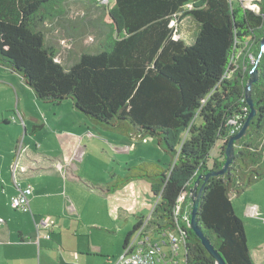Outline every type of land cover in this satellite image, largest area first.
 Wrapping results in <instances>:
<instances>
[{
	"label": "trees",
	"instance_id": "1",
	"mask_svg": "<svg viewBox=\"0 0 264 264\" xmlns=\"http://www.w3.org/2000/svg\"><path fill=\"white\" fill-rule=\"evenodd\" d=\"M66 1L0 0V65L45 104L70 100L93 125L155 139L170 156L167 164L133 165L107 191L149 180L154 199L160 197L151 220L158 227L174 228L179 197L185 192L190 202L196 177L221 168L226 142L249 111L245 83L257 60L259 78L251 86L256 114L234 142L226 172L199 181L196 212L226 264H257L231 196L264 177V0H252L257 9L239 0H88L106 10L108 29L97 51H81L68 68L56 60L57 48L45 45L42 31L66 14ZM184 18L195 24L188 41L181 37ZM216 143L218 154L210 162ZM185 246L189 264H214L191 228Z\"/></svg>",
	"mask_w": 264,
	"mask_h": 264
},
{
	"label": "crops",
	"instance_id": "2",
	"mask_svg": "<svg viewBox=\"0 0 264 264\" xmlns=\"http://www.w3.org/2000/svg\"><path fill=\"white\" fill-rule=\"evenodd\" d=\"M87 39L91 40V37L88 36ZM20 80L22 81L21 78ZM29 98L31 107L22 103L15 109L9 105L8 108L2 109L3 111L0 110V119L7 127L11 123L14 124L9 125L13 128L14 134L11 140L2 147L0 153L2 158L0 159V185L2 186L0 189V218L2 219L0 222V264H30L25 262V259L29 258L27 255H34L36 251L46 246L51 249L49 253L56 250L65 255V261L60 263V260H57L54 264H77V261L80 264H93L92 258L95 257H100L102 264H113L118 255L111 261L112 259L103 250L101 240L97 238L100 233L96 237L92 234L94 230L105 232L110 227L109 220L103 222L105 216L106 218L110 216L111 223L116 222L117 229H120L121 221L119 220L125 219V208L121 207L123 205L114 204L120 196L119 191L110 198L104 186L94 187L87 184L85 180L87 178L81 173V166L89 164V160L85 159L84 153L87 147L83 142L88 139L89 125H96L91 124L71 101L73 109L69 110L68 115L62 108L63 102L58 105V110H50L43 108L34 94ZM77 112L83 117H77ZM14 113L17 114L13 120ZM18 145L23 146L24 152L20 156L21 164L26 172L16 174L15 184L11 165L16 158ZM169 160L166 159L163 163L167 164ZM77 162H81L80 168ZM133 181L127 182L116 190L120 188L125 190L127 185V192H132L135 188ZM28 185L32 188L31 213L14 210L10 206L9 197L17 192V186L23 188ZM98 190L105 193L107 200V212L100 216L95 215V209L98 206L91 204L87 207L83 201L84 193L100 195ZM109 205H111L110 209ZM254 206L256 210L258 205ZM255 210L245 209L244 213L245 215L251 214ZM120 211L123 213L121 218ZM140 216L143 215L136 216V219ZM45 221V227L38 226L40 223L45 224ZM104 227H107L105 231L98 229L103 230ZM54 234L57 235V241L51 238ZM72 242L77 243L76 246H70ZM78 244L82 246H80L81 250L86 252L87 257L79 259L80 255L75 250H70ZM250 253L254 260V255L251 251ZM254 262L259 264L255 260Z\"/></svg>",
	"mask_w": 264,
	"mask_h": 264
},
{
	"label": "rangeland",
	"instance_id": "3",
	"mask_svg": "<svg viewBox=\"0 0 264 264\" xmlns=\"http://www.w3.org/2000/svg\"><path fill=\"white\" fill-rule=\"evenodd\" d=\"M239 1L243 7L257 9V5L253 6L255 3L252 0ZM65 7L66 14L52 23L43 24L42 31L44 33L45 45H54L58 51L56 60L61 62L65 68H68L72 62L77 59L81 51L95 52L98 50L99 47L97 43L104 37L106 34L104 32L108 29V16H103V12H106V10L103 9L102 6L90 4L88 0H67ZM180 24L182 29L181 37L188 41L195 29V24L190 18L182 19ZM88 36L91 37V40L87 39ZM33 94V90L26 86L16 73L0 65V110L8 108L9 105L12 106V109H15V107H20L22 103L31 107L32 104L29 101V96H33ZM39 103L46 109H59L58 106L43 104L41 101ZM62 108L66 113H68L69 110L71 111L73 106L70 100L64 101ZM76 115L77 117H83L78 112ZM9 125L13 126L14 124L11 123ZM9 125L7 127L0 119V153L3 149L2 147L11 140L14 134L13 128ZM89 126L90 131L87 134L88 139H85L83 142L87 147L84 154L85 159L89 160V164L81 166V162H77V166L78 168L81 166V173L87 178L85 179L88 182L87 184H91L94 187L104 186V189H112L113 183L118 177H123L127 174L129 167L139 163L156 162L158 160V162L163 164L166 159L170 158L169 154L158 146L155 139L149 136L141 139L129 138L99 126ZM18 128H20L19 125ZM218 145L219 144L216 143V146L210 151V162L218 154ZM0 159H2L1 154ZM133 182L135 188L132 192H127V185L125 186V190L122 188L116 190L118 188H114L112 191L106 192L111 198L115 196V192L119 191L120 196H118V200H116L114 204L123 205L121 207L125 208V219L119 220L121 221L119 224L120 229H117L116 226L118 225L116 222L113 224L111 223L110 216V219L108 216V218L105 216L103 222L109 220L108 224L110 227H108L106 231L105 228L107 227H104L103 230L98 228L100 231L105 232L94 230L92 234L96 237L97 234L100 233L97 238L101 240L103 250L108 254V257L112 259L111 261L114 260L116 255L119 256L121 254V243L124 235L131 231L133 225L137 221L136 216H147L155 201L151 193V182L149 180L140 178ZM1 187L0 185V189ZM101 192L102 191H100V193ZM86 194L87 193L83 194V201L86 203L87 207L91 204L96 205L98 207L95 209V215H105V212H107L105 193H101L100 195ZM231 197L235 213L242 219L244 228H246L245 231L248 233V248L254 255V260L256 262L259 264L264 263V177L252 183L249 187L240 192V194L235 193L232 194ZM256 204L258 208L256 207L255 212L245 215L244 210H249V206H254ZM108 208L110 209L111 205H109ZM127 208H129V210H127ZM122 214L121 212L120 218ZM122 229L123 231H121ZM51 238L53 241H57L56 234L52 235ZM79 242L81 243V241ZM76 244L77 243L72 242L70 246H76ZM78 245L75 248H70V250H75V252L80 255L79 259L87 257L86 252L81 250L82 246ZM50 250L49 246L42 247V249L38 250V252L36 251L34 255H27L29 258L25 259V262H29L30 264H54L57 260H60V263L65 261V255H63V253L61 254L56 250L49 253ZM180 251L182 252V248ZM92 259L94 261L93 264H102L100 257ZM76 263L80 264L79 261Z\"/></svg>",
	"mask_w": 264,
	"mask_h": 264
},
{
	"label": "built area",
	"instance_id": "4",
	"mask_svg": "<svg viewBox=\"0 0 264 264\" xmlns=\"http://www.w3.org/2000/svg\"><path fill=\"white\" fill-rule=\"evenodd\" d=\"M23 152V146L18 145L16 158L11 165L15 184L16 174L26 172L25 167L21 164L20 154ZM16 188L17 192L9 197L10 206L23 213H31V186L28 185L23 188L17 186ZM185 196L186 193L184 192L172 211L174 228L170 229L151 224L154 208L160 200L158 195L152 204L150 213L142 219L138 227L128 237L121 254L117 256L113 264H189L186 259L185 245L186 231L190 229L192 201L186 203ZM254 210L255 206H249V211ZM38 226L45 227L46 221L45 224L40 223ZM181 248L182 252L180 251Z\"/></svg>",
	"mask_w": 264,
	"mask_h": 264
},
{
	"label": "water",
	"instance_id": "5",
	"mask_svg": "<svg viewBox=\"0 0 264 264\" xmlns=\"http://www.w3.org/2000/svg\"><path fill=\"white\" fill-rule=\"evenodd\" d=\"M261 44H263V47H264V36L261 40ZM256 64H257V60L254 61V64L249 71L248 79L245 83L244 96H245V103L248 105L249 111L241 127L239 128V130L235 134L230 136L226 142L225 149H224L225 159H224V162L221 168L219 170H210L204 175H198L196 179L194 180L193 187L190 189L191 201H192L191 211H190V228L195 233V235L199 238L201 244L206 249V251L210 254V256L212 257L214 261V264H226V262L224 261L220 253L214 248L211 241L204 235L203 231L201 230L196 220L198 201H199V197H200L201 190H202V185L198 188V184L201 179L206 180L209 176L221 175L226 172V170L229 167V164L232 162V160L235 157L234 142L245 134L247 127L249 126L254 115L256 114V109L254 107V104L251 98V86L259 78Z\"/></svg>",
	"mask_w": 264,
	"mask_h": 264
}]
</instances>
